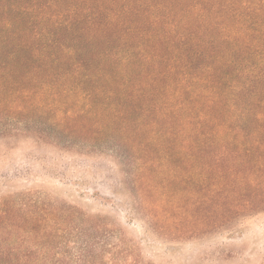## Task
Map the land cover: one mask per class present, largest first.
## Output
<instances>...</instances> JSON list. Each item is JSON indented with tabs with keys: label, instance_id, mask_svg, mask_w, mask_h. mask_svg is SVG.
Returning a JSON list of instances; mask_svg holds the SVG:
<instances>
[{
	"label": "trees",
	"instance_id": "16d2710c",
	"mask_svg": "<svg viewBox=\"0 0 264 264\" xmlns=\"http://www.w3.org/2000/svg\"><path fill=\"white\" fill-rule=\"evenodd\" d=\"M0 131L103 144L145 187L192 176L187 216L139 193L166 234L233 226L264 210V0H0ZM35 205L9 221L35 247L0 264H56L40 239L99 229Z\"/></svg>",
	"mask_w": 264,
	"mask_h": 264
},
{
	"label": "rangeland",
	"instance_id": "374dc122",
	"mask_svg": "<svg viewBox=\"0 0 264 264\" xmlns=\"http://www.w3.org/2000/svg\"><path fill=\"white\" fill-rule=\"evenodd\" d=\"M84 143L82 137L52 142L33 132L4 136L0 131L1 247H35V239L24 238L9 221L24 213L30 204L37 207L49 203L73 209L88 225L100 226L93 230L80 223L75 228L59 225L54 230L60 234L58 237L50 235L39 240V250L48 240L51 242L39 255L43 261L264 264V210L242 215L233 226L231 220L224 227L198 230L188 236L166 234L165 229L150 223L151 210L139 193L143 191L144 197L158 201L157 212L180 217L187 216L190 212L186 209L191 210L207 190L197 187L198 191H194L192 176L163 182L160 178L153 188L145 187L128 175V168L110 148ZM35 256L38 255L31 258Z\"/></svg>",
	"mask_w": 264,
	"mask_h": 264
}]
</instances>
